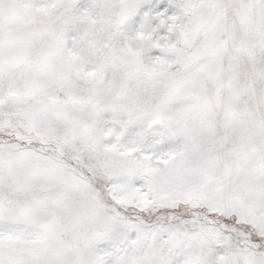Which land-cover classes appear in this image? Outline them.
<instances>
[{
  "label": "snow or ice",
  "instance_id": "1",
  "mask_svg": "<svg viewBox=\"0 0 264 264\" xmlns=\"http://www.w3.org/2000/svg\"><path fill=\"white\" fill-rule=\"evenodd\" d=\"M0 264H264V0H0Z\"/></svg>",
  "mask_w": 264,
  "mask_h": 264
}]
</instances>
